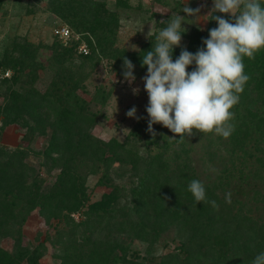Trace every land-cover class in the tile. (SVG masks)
<instances>
[{
  "label": "trees",
  "instance_id": "1",
  "mask_svg": "<svg viewBox=\"0 0 264 264\" xmlns=\"http://www.w3.org/2000/svg\"><path fill=\"white\" fill-rule=\"evenodd\" d=\"M47 2L51 12L83 35L90 52L78 51L80 40L65 45L56 36L51 60L57 71L46 89L36 85L44 65L35 59L32 44L16 41L0 60L3 71H14L0 82L6 100L0 104V126L18 123L28 129L24 138L28 139L29 131L45 137L43 149L34 150L31 145L9 149L0 144V264H43L47 245L40 243L32 249L23 231L36 209L50 225L57 220L56 233H49L48 240L61 259L58 264H252L264 252V48L254 59L243 58L250 79L231 109L234 130L227 139L197 132L209 144L196 162L183 155V147L171 161L163 151L144 157L138 148L129 146V137L105 140L93 132L97 119L78 93L81 82L75 76L78 71L92 73L103 58L118 61L121 54L142 66V56L152 50L159 31L139 51L115 50L118 8L151 11L158 18L162 13L141 2L133 5L131 0H116V9L106 0ZM153 2L171 12H180L182 7L179 1ZM259 3L264 7V0ZM169 14L161 28L174 17ZM213 15L232 19L213 9L204 28L194 26L182 33L188 41L174 48L173 61L182 48L195 54L206 47L203 40L209 38V30L218 27ZM110 49L115 53L111 55ZM78 52L81 63L76 65L73 60ZM175 138L180 145L187 141ZM152 140L159 144V137ZM32 154L37 164L29 159ZM42 167L50 174L55 169L59 172L48 181ZM128 173L132 195L123 202L120 192L124 189L112 176ZM93 175L95 183L91 184ZM192 180L204 184L207 200L215 201L216 207L196 204L188 191ZM96 185H109L111 190L103 189L102 197L92 201ZM226 193H231L230 203ZM171 233L178 245L157 254L161 244L168 247ZM6 238L13 240L12 250L2 246ZM136 241L144 242L145 255L139 256L134 249Z\"/></svg>",
  "mask_w": 264,
  "mask_h": 264
},
{
  "label": "rangeland",
  "instance_id": "2",
  "mask_svg": "<svg viewBox=\"0 0 264 264\" xmlns=\"http://www.w3.org/2000/svg\"><path fill=\"white\" fill-rule=\"evenodd\" d=\"M133 5L139 2L150 10H156L162 13V16H151V11H141L139 9L118 8L116 0H106L107 5L120 11V27L117 32L114 43L115 50L121 51H139L149 40L150 35L154 31H161L159 25L163 21L166 14L177 15V10L171 12L168 7L159 3H154L153 0H131ZM181 2V11L178 15L185 16L183 28L190 31L192 27L199 26L204 28L208 23L209 16L213 10V0H177ZM176 0H172V4H176ZM192 9L200 8V13L195 17H187L183 12L185 6ZM62 24H68L59 15L51 12L48 9L47 0H0V60L3 57L6 49H10L12 43L16 41L28 42L36 48V58L44 67L40 69L36 85L42 89H46L54 74L57 71V65L51 60L53 57V49L51 45L56 41V30ZM158 24V26H157ZM69 25V24H68ZM70 26V25H69ZM71 27V26H70ZM74 29V28H72ZM151 34L148 36L149 31ZM186 31V32H187ZM187 38L182 35L181 44L187 43ZM136 47H135V46ZM111 55L115 53L110 49ZM78 55L74 58L76 65L81 63V58ZM126 55L121 54V57L116 61L113 57L103 58L99 62L97 69L89 74L85 71H78L75 79L81 82L78 93L89 102V110L96 116L97 124L93 132L108 140L115 136L121 140L129 137L128 144L133 148H138L144 157H150L158 152L168 156L170 161L175 151L183 149V155L187 156L191 161L203 155L205 147H208V141L204 137L195 134L191 137H186V143L180 145L176 140L170 139L175 136L168 128L161 124H154L153 129L156 132L154 138L159 137V144L153 142L152 134L148 131V114L146 107L149 103L148 94L144 89L143 77L147 74V68L140 64L132 62L134 65L133 74L136 79L132 84H129L123 76V61ZM10 74L14 71L7 69ZM6 70V71H7ZM0 62V82L5 77V72ZM1 84V83H0ZM138 88V94L133 93V89ZM103 95H107L103 100ZM5 96L0 92V104L5 103ZM135 107L137 109L136 117L130 118L127 112ZM26 126L18 123H11L4 127L0 126V144H3L9 149L16 147H27L31 145L34 150L43 149L45 147V137L37 133L29 131L28 139L24 138L27 132ZM176 137V136H175ZM177 147V148H176ZM163 155V156H164ZM29 159L37 164L38 158L33 154ZM44 177L48 181L54 180L59 169H55L51 174L46 170V167L41 169ZM117 185L123 187V192H120V197L123 202L129 201L132 195L131 173L125 174L124 177L112 176ZM91 184L95 183V176L89 179ZM96 185L91 193V200L95 201L102 197L103 189L111 190L109 185ZM126 194H130L126 197ZM54 225L57 220L53 219ZM46 222V218L36 209L28 217L24 227V236L27 244L35 249L40 243L47 245V250L41 257L43 264H58L61 259L58 255H54L56 248L48 240L49 233H56L55 226ZM168 247L165 249L162 244L159 246L158 253L173 250L178 245L175 233H171L167 237ZM3 247L12 250L14 246L13 240L6 238L1 241ZM139 256L145 255V244L142 241H136L133 245ZM132 250V249H131ZM24 264H27L25 262Z\"/></svg>",
  "mask_w": 264,
  "mask_h": 264
},
{
  "label": "clouds",
  "instance_id": "3",
  "mask_svg": "<svg viewBox=\"0 0 264 264\" xmlns=\"http://www.w3.org/2000/svg\"><path fill=\"white\" fill-rule=\"evenodd\" d=\"M213 5L215 12L229 14L232 19L213 15L218 27L209 30V38L203 40L205 48L195 54L182 48L173 61V50L181 46L182 33L187 31L182 27L185 16L175 15L159 32L152 50L142 56V66L147 67L143 80L149 98L148 131L153 138L154 124L168 128L181 142L197 132L215 133L227 139L234 130L231 109L250 79L244 72L243 58L254 59L255 53L264 48V7L259 0H213ZM183 12L195 17L200 8L187 5ZM192 65L195 67L189 72ZM123 68L124 79L132 84L136 79L134 65L126 57ZM138 92V88L133 89L134 94ZM136 112L132 107L127 116L138 118ZM188 191L196 204L217 206L215 201L207 200L201 181L192 180ZM230 197L231 193H226V202L230 203ZM252 264H264V252L257 254Z\"/></svg>",
  "mask_w": 264,
  "mask_h": 264
},
{
  "label": "built area",
  "instance_id": "4",
  "mask_svg": "<svg viewBox=\"0 0 264 264\" xmlns=\"http://www.w3.org/2000/svg\"><path fill=\"white\" fill-rule=\"evenodd\" d=\"M56 34L59 36V39L65 44L69 45L72 40H80L78 45V51L80 53L88 54L90 52V47L83 35L79 32H76L68 24H62L57 28ZM10 72L7 70L5 76H8Z\"/></svg>",
  "mask_w": 264,
  "mask_h": 264
}]
</instances>
